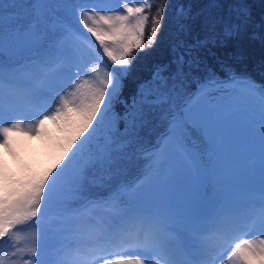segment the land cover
Returning a JSON list of instances; mask_svg holds the SVG:
<instances>
[{
    "label": "snow or ice",
    "instance_id": "6c2138e0",
    "mask_svg": "<svg viewBox=\"0 0 264 264\" xmlns=\"http://www.w3.org/2000/svg\"><path fill=\"white\" fill-rule=\"evenodd\" d=\"M103 2L19 0L24 11L15 12L0 0V125L8 113L40 109L51 98L57 106L51 114H43L32 131L42 130L48 121L62 131L75 130L56 164L23 189L7 191V177L0 175V264L21 251L13 242L18 238L12 231H18L17 226L39 229L37 242L41 249L46 247L49 212L56 216L55 226L63 237L55 264H92L88 256L107 252L110 258L113 254L107 250L125 246L137 249L141 258L115 264H220L222 260L228 264L233 256L240 264H264V79L230 69L223 79L215 72L199 75V51L239 38L250 19L247 6L236 3L227 14L209 15L202 23H194L190 8L179 7L171 59L157 64L136 94L122 100L124 80L137 54L147 53L157 43L169 0L156 5L136 0L137 7L130 6L132 0H121L122 8L115 15L105 14L113 10L103 7ZM219 7L217 0H211L209 8ZM149 17L152 26L146 37ZM73 21L91 33L119 66L99 87L81 82L87 73L73 71L80 57L79 30ZM197 30L204 35H194ZM250 38L257 36L253 33ZM259 38L264 40V33ZM120 103L125 105L123 113L115 110ZM149 114L155 115L160 131L151 148H141L149 161L147 168L136 182H114L120 161L129 157L136 130L151 122ZM256 123L260 199L246 220L247 226L259 227L262 240L259 247L251 239L229 247L235 224L211 194L231 175L222 160L232 155L241 132L255 143ZM21 130L15 123L0 126V143L8 147L10 133ZM174 160L178 166L170 168ZM156 186L164 193L179 188L182 195L153 207L133 205L142 189ZM7 250L12 251L6 258ZM28 251L27 264H49L43 251Z\"/></svg>",
    "mask_w": 264,
    "mask_h": 264
},
{
    "label": "rangeland",
    "instance_id": "374dc122",
    "mask_svg": "<svg viewBox=\"0 0 264 264\" xmlns=\"http://www.w3.org/2000/svg\"><path fill=\"white\" fill-rule=\"evenodd\" d=\"M102 6L113 10L105 14L115 15V11L122 8V3L121 0H104ZM130 6L137 7L139 4L136 0H132ZM73 22L75 23V28L79 30L80 46V57L77 61L78 67L74 68L73 71L87 73L82 77L81 82L87 81L88 84L99 87L101 82L113 75L106 65L103 46L99 44V41H96L91 33H88L76 21ZM108 43L110 47H115L110 41ZM110 88L111 85H109V90ZM49 100L50 102L40 109H22L10 112L3 117V124L0 126H11L15 123L19 124L22 129L21 131H13L10 133L8 147H4L0 143V175L7 177V191L14 188V177L22 180L26 178L25 175L27 173L25 169L29 165L33 166L39 173L46 172V166L59 159L62 154V146L66 144L67 138L74 134L75 130L62 131L61 127L52 121H48L42 130L32 131V129L36 128L38 119H41L43 114H51L57 106L51 103V98ZM217 100L224 102L221 96H218ZM106 101L107 95L105 97ZM258 129L259 124H254L252 133L255 143L252 142V139L246 133L241 132L238 140L231 147L232 155L222 160V164L230 168L231 175L221 187L211 194L212 198L216 201H225V199L228 201V207L225 209L228 210V215L235 224V227H233L228 236L229 247L236 245L243 246L246 239H251L259 247L262 240L259 235L261 231L259 227L247 226L246 220L247 212L254 205L258 206L260 199L261 174ZM177 166L178 164L174 160L170 168ZM141 195L146 202L142 206L153 207L160 204L166 198H171L173 195L179 198L182 192L177 188L174 193H164L160 186H156L149 189H142ZM17 227L19 229L18 231L15 229L12 230L15 232V237H18L14 238L13 242L16 245L18 244L17 249H21V251L17 252L16 258L19 264H27V258L31 256V252L28 249L35 248L37 254H40L42 251L40 244L37 242V236L40 230L34 227L30 228L27 225ZM88 239L89 237L87 235L82 238V243L85 246L87 245ZM0 246H2V242H0ZM59 247L60 252L54 251L51 256L43 253L44 259L49 264H55L60 258L63 247L62 236ZM86 250L87 248L85 247L84 251ZM107 251L113 254L110 258L107 256V252H96L88 256V259L92 261V264H104L105 260H107V264H115L117 260L129 261L141 258L138 250L131 246H125L123 249H109ZM228 255H231V253H228ZM5 257L7 258L6 255ZM14 258L11 261L6 259V264H18ZM220 264H224V261L222 260ZM228 264H240L238 257L233 256L228 261Z\"/></svg>",
    "mask_w": 264,
    "mask_h": 264
},
{
    "label": "trees",
    "instance_id": "16d2710c",
    "mask_svg": "<svg viewBox=\"0 0 264 264\" xmlns=\"http://www.w3.org/2000/svg\"><path fill=\"white\" fill-rule=\"evenodd\" d=\"M8 5V11L22 12L24 8L20 5L19 0H4ZM153 5L161 4L163 0H148ZM211 0H169V8L165 14L162 22L163 27L158 34L157 43L147 53H138L135 63L132 65L131 72L124 80L123 96L124 98H131L136 94L140 85L149 80L152 76L153 70L157 64L166 63L171 59V46L177 38V19L178 9L181 6L191 9L194 23H202L209 15L227 14L231 7L236 3H243L247 6L250 19L244 33L237 39L225 43L210 45L207 48L199 51L201 58V65L199 68V75L203 76L207 72H215L217 77L223 79L225 73L230 69L237 74H247L256 80L264 79V40L260 39V34L264 33V0H217L220 5L219 8H209ZM73 24H75L73 22ZM151 17H149L145 36L150 30ZM255 34L257 39H251L250 34ZM194 35L203 36L204 32L197 30ZM146 42V41H145ZM104 53V52H103ZM105 54V53H104ZM27 53L24 55L26 56ZM106 56V65L111 74L112 70L119 66L114 65L111 59ZM23 59L22 57H18ZM125 105L123 103L117 104L115 110L123 113ZM150 123L144 127L138 128L135 132V141L128 148L129 157L120 161V171L114 178V182H136L138 178L142 177L144 170L147 168L149 161L141 154V148H151L155 142L160 131V126L156 121L154 114H149L147 117ZM120 131H124L123 122L120 125ZM198 135V133H194ZM79 143V141H77ZM46 166V172L56 164ZM26 175L23 180L14 177V188L23 189L29 181L37 180L46 172H38L33 166L26 167ZM141 195L138 200H133V205H145L146 202ZM220 206L227 208L228 201H218ZM56 216L49 212L45 219V225L48 226L47 239L45 241L46 247L42 249L44 254L51 256L54 251L60 252V238L61 234L55 226ZM18 247V244L16 245ZM12 250H7L4 255L9 257ZM19 264L17 258H14Z\"/></svg>",
    "mask_w": 264,
    "mask_h": 264
}]
</instances>
